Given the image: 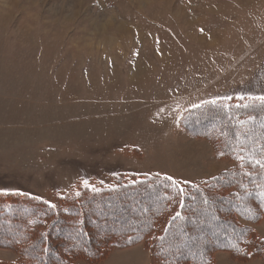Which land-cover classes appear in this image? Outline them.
Returning a JSON list of instances; mask_svg holds the SVG:
<instances>
[{
    "label": "rangeland",
    "instance_id": "rangeland-1",
    "mask_svg": "<svg viewBox=\"0 0 264 264\" xmlns=\"http://www.w3.org/2000/svg\"><path fill=\"white\" fill-rule=\"evenodd\" d=\"M249 96H264V0H0V194L52 204L140 175L177 184L211 178L231 161L185 127L184 114L207 101L245 103ZM191 120L194 130L211 128ZM103 209L109 216L111 205ZM214 210L203 209L185 228ZM127 215L102 232L124 234L135 225ZM235 218L264 238V215ZM212 221L203 234L185 232L172 253L198 259L203 254L191 244L227 242L225 232L208 230ZM149 258L140 241L74 264ZM16 259L0 247V264ZM212 260L264 264L225 250H213Z\"/></svg>",
    "mask_w": 264,
    "mask_h": 264
},
{
    "label": "trees",
    "instance_id": "trees-1",
    "mask_svg": "<svg viewBox=\"0 0 264 264\" xmlns=\"http://www.w3.org/2000/svg\"><path fill=\"white\" fill-rule=\"evenodd\" d=\"M212 101L187 111L183 124L207 138L219 157L230 160L228 169L196 183L178 184L183 194L177 183L160 175H140L137 181H121L96 191L85 188L61 195L52 204L26 194H0V247L17 254L14 263L9 264H74L77 258L97 261L113 247L124 248L140 241L149 249L150 264H212L213 250L228 251L240 261L252 256L264 259V238L235 218L241 215L257 220L264 215V167L255 163H264V105L251 102L252 106L245 108L237 105L249 101ZM190 119L211 128L194 130L188 126ZM219 120L223 122L219 124ZM109 204L107 216L103 207ZM211 206L215 213L210 211L195 226L185 228ZM130 207L136 211H130ZM127 213L135 225L125 227L124 234L102 232L111 223L116 228L115 220L118 223L128 218ZM205 218L214 221L208 230L225 232L227 242L191 244L193 252L203 254L198 259L183 252L181 256L183 250L172 253L185 232L203 234V223L209 222ZM92 238L93 242H87ZM80 239L87 241L75 244Z\"/></svg>",
    "mask_w": 264,
    "mask_h": 264
},
{
    "label": "snow or ice",
    "instance_id": "snow-or-ice-1",
    "mask_svg": "<svg viewBox=\"0 0 264 264\" xmlns=\"http://www.w3.org/2000/svg\"><path fill=\"white\" fill-rule=\"evenodd\" d=\"M226 99L231 100L232 97H227ZM237 99L240 100V101H244L245 100V97L244 96H239V97H237ZM247 99H248V101L250 103L242 104V105H237V106L238 107H245V108L251 107L252 106V103L251 102H259L261 105H264V96H255V97L249 96ZM211 103L214 104L215 101H212ZM226 107H227V105H226ZM241 159H242V157H241ZM255 163L258 164V165H260L261 167H264V163H262L260 160H257ZM167 179L172 180L173 178L172 177H167ZM173 183L176 184L175 181H173ZM84 184H85V186H88V182L87 181H84ZM176 186L179 188V185L178 184ZM183 191H184L183 188H179L180 194H183ZM180 204H181V207H183V201H181ZM179 216H180V213L177 212L176 213V217H179ZM176 217H173V219H175Z\"/></svg>",
    "mask_w": 264,
    "mask_h": 264
}]
</instances>
